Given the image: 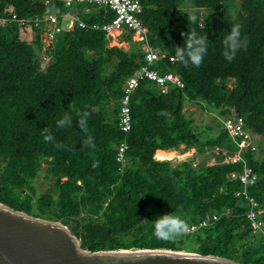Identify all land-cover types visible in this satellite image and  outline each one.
<instances>
[{
	"label": "trees",
	"instance_id": "trees-1",
	"mask_svg": "<svg viewBox=\"0 0 264 264\" xmlns=\"http://www.w3.org/2000/svg\"><path fill=\"white\" fill-rule=\"evenodd\" d=\"M230 1L141 0L149 42L166 53L157 66L179 74L184 88L155 94L148 92L152 83L142 82L130 103L132 127L125 132L119 125L123 86L144 60L132 32L122 37L131 46L126 50L109 46L111 38L104 31L75 26L57 36L51 49L54 59L42 69L37 58L41 30L32 27L36 37L30 42L23 38L25 26L19 20L68 7L57 0H0V18L6 19L0 24V203L62 222L91 251L165 248L264 264V239L252 232L245 218L248 202L236 196L241 181L231 178L243 170L244 161L225 162L222 152L212 165L186 160L195 150L203 154L222 148L233 154L238 145L222 122L233 110L245 118L254 136L264 135V0H241L233 12ZM186 2L218 12L203 23L196 15L198 22L189 24L191 14L182 7ZM79 7L88 22L103 23L114 16L105 6H89L92 13H84L85 5ZM233 16L243 26L247 47L228 62L222 41ZM193 28L207 34L208 50L199 67H185L170 57ZM186 103L215 108L218 128L212 132L213 125H196L183 111ZM78 110L89 113L94 147L82 146L86 134L76 117L73 127L56 128L58 119L75 116ZM45 126L65 148L43 140ZM123 142L128 149L122 165L117 153ZM170 153L188 156L173 165ZM244 158L257 174L249 193L264 218V148L259 143ZM45 160L53 193H39L34 186ZM164 213L192 222L207 214L218 213L220 218L194 233L160 240L153 225Z\"/></svg>",
	"mask_w": 264,
	"mask_h": 264
},
{
	"label": "built area",
	"instance_id": "built-area-1",
	"mask_svg": "<svg viewBox=\"0 0 264 264\" xmlns=\"http://www.w3.org/2000/svg\"><path fill=\"white\" fill-rule=\"evenodd\" d=\"M63 3L68 8L62 10L57 8L54 10H47L42 15H36L30 18L20 19L19 22L23 26L32 25L41 30H49L48 35L56 40L57 36L66 30H71L75 26L80 28H89L92 30L104 31L107 37L113 38L116 34L132 32L133 40L142 46L144 52V60L137 71L130 76L124 86V94L121 99V113L119 125L121 130L128 132L132 127L131 114V99L136 90L142 82L148 81L152 85L158 87L161 93H168L171 88H184V82L181 76L174 72H162L157 64L166 57V53L159 48L152 46L149 42L148 28L144 25L141 18L143 12V4L141 0H57ZM89 6H105L113 13V17L103 23L93 21H86L80 11L79 5ZM13 20H17V16L13 14ZM0 22L5 24L6 19L0 18ZM1 24V23H0ZM47 36V37H48ZM171 61L176 58L171 56ZM224 128L229 133L230 137L238 148L234 150L233 154H229L227 149L216 148L217 152H222L226 155L225 162H239L244 161V168L241 172H233L231 178L239 179L242 183V188L236 191V196L244 198L248 202V209L245 210V218L253 233L259 234L264 239V218L261 216V208L259 202L250 195L249 187L257 180V174L252 167L245 162L244 153L248 150H257L259 143L251 130L247 127L246 120L239 115L235 110L232 114L222 119ZM128 149L126 142L119 146L117 153V160L121 164H125L127 158L125 153ZM231 210H227L230 213ZM220 218L218 213L207 214L198 222L185 221V233H194L199 229L206 227Z\"/></svg>",
	"mask_w": 264,
	"mask_h": 264
},
{
	"label": "water",
	"instance_id": "water-1",
	"mask_svg": "<svg viewBox=\"0 0 264 264\" xmlns=\"http://www.w3.org/2000/svg\"><path fill=\"white\" fill-rule=\"evenodd\" d=\"M0 264H242L165 248L91 251L70 228L0 203Z\"/></svg>",
	"mask_w": 264,
	"mask_h": 264
},
{
	"label": "clouds",
	"instance_id": "clouds-1",
	"mask_svg": "<svg viewBox=\"0 0 264 264\" xmlns=\"http://www.w3.org/2000/svg\"><path fill=\"white\" fill-rule=\"evenodd\" d=\"M187 18L189 24H196L198 22L196 15H188ZM242 27V24L233 16L230 28L222 41V55L228 62L235 59L238 52L247 47V39L242 34ZM208 39L207 34H200L194 28L190 29L187 33H184L183 43L175 48L174 54L176 59L185 67L189 65L199 67L207 54ZM73 117L77 118L79 129L86 134V138L81 141L82 146L94 147V138L88 129L89 113L87 111L78 110L75 116H62L56 121V128L65 129L73 127ZM41 135L45 142H52L57 148L66 147L62 143H56L52 130L47 126L43 128ZM186 227V222L180 215L164 213L157 216L153 225V232L157 239L172 240L184 234Z\"/></svg>",
	"mask_w": 264,
	"mask_h": 264
},
{
	"label": "rangeland",
	"instance_id": "rangeland-1",
	"mask_svg": "<svg viewBox=\"0 0 264 264\" xmlns=\"http://www.w3.org/2000/svg\"><path fill=\"white\" fill-rule=\"evenodd\" d=\"M240 2L241 0H231L230 6H229L230 11L233 12L234 10H237L240 5ZM182 7L186 11H188L191 15H198L202 23H203L204 18L207 15L218 12V10L213 11V10H209L205 8H196L192 6L190 2H186L185 4H183ZM8 8L11 11L13 9V6L11 5ZM83 11L84 13H92V8L86 6L83 8ZM0 23L4 24L3 22H0ZM24 28L25 29H23V32H22L23 38H25L26 40L30 42H34L35 37H36V32L32 30V25H27ZM49 34H50L49 30H45L41 32V39H42L41 46L40 48L37 49V58L39 59L42 69L48 66L54 59L53 56H51V53L53 52V50L51 51V49L55 46V43H54L55 40L49 37L48 36ZM123 35L124 33L116 34L113 38L110 39V42L108 45L109 46L118 45L119 47H123L124 49L129 50L131 46L129 42L122 41ZM229 86L231 88L234 86L233 80L229 81ZM148 92L157 94L159 92V89L158 87L152 85L148 87ZM109 108L112 109L113 111L116 110L115 102L112 99L109 100ZM183 111L189 118L194 120V123H196V125H199V124L204 125V126L205 125L207 126L216 125L215 124L216 121L213 118L218 116V114L215 111V108H213L212 106L209 107L201 103L200 104L199 103H192V104L186 103L184 105ZM217 128L218 127L214 126V128L212 129V132L213 130H216ZM255 137H256L257 142L260 143L261 146L264 148V135H256ZM181 148H185V146L182 145ZM214 151H215L214 149H208L207 152H204L203 154H201L198 152V150H195V152L192 153L190 156H188V154L181 155L177 153H170L168 155L169 157L173 158V161H171L173 165H176L177 163L181 161H186L190 159H192V162L194 163V165H200V164L201 165H212L216 163L217 157L222 155V154H219L218 152L215 153ZM186 157H187L186 160H182ZM42 165L43 167L34 182V186L36 187L39 193L50 191L53 188V178L51 174L48 173L47 171L48 161L47 160L43 161ZM45 220H48V219H45ZM131 249H138V248H131Z\"/></svg>",
	"mask_w": 264,
	"mask_h": 264
},
{
	"label": "bare ground",
	"instance_id": "bare-ground-1",
	"mask_svg": "<svg viewBox=\"0 0 264 264\" xmlns=\"http://www.w3.org/2000/svg\"><path fill=\"white\" fill-rule=\"evenodd\" d=\"M181 156V155H180Z\"/></svg>",
	"mask_w": 264,
	"mask_h": 264
}]
</instances>
